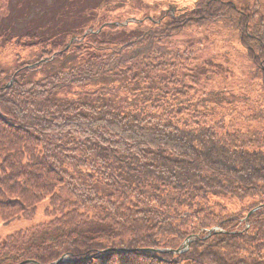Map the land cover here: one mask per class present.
I'll return each instance as SVG.
<instances>
[{
  "label": "trees",
  "instance_id": "1",
  "mask_svg": "<svg viewBox=\"0 0 264 264\" xmlns=\"http://www.w3.org/2000/svg\"><path fill=\"white\" fill-rule=\"evenodd\" d=\"M77 1L56 17L45 0H21L52 28L49 18L69 28L85 16ZM171 8L116 38L91 24L46 41L28 32L31 50L0 70V219L32 221L46 200L55 216L1 240L0 264H264V110L254 128L164 102L186 83L167 42L216 26L243 47L264 103V2ZM228 197L249 203L229 212L212 201ZM86 222L114 235L82 233Z\"/></svg>",
  "mask_w": 264,
  "mask_h": 264
},
{
  "label": "rangeland",
  "instance_id": "2",
  "mask_svg": "<svg viewBox=\"0 0 264 264\" xmlns=\"http://www.w3.org/2000/svg\"><path fill=\"white\" fill-rule=\"evenodd\" d=\"M195 1L197 0H111L110 4L105 3L103 8H94L93 6L98 4L97 0H78L73 10L76 12L81 10L85 16L69 28L72 31L81 28L82 24L84 27L91 24L95 25L94 32L101 29L98 34L105 33V36L116 38L120 35L118 33L130 34L146 30L152 25L147 22L138 26L135 24L136 21L125 24L128 20L142 19L147 13L157 16L163 10L175 13L171 6L190 8ZM231 1L236 2L239 7L248 5L253 7L255 4V0ZM45 4L43 7L45 11L51 10L53 16V11L56 10V17H59L63 0H45ZM23 5L21 0H0V70L4 69L7 60H12L16 54L25 57L24 55L31 50L25 45L28 42L30 44L32 40L36 42L35 38L41 37L46 41L50 37L53 39L55 33L66 34L69 31V28L61 27V21L64 19L49 18V21L55 20L53 28L47 22H43L44 25L37 24L33 19L44 14L42 9L25 13L22 10ZM115 22L121 24L118 26L119 29H109ZM216 28L220 27H190L167 42L170 52L182 55L180 60L173 59L174 61H170L169 64L177 66L173 71L179 77L186 76V83L185 86L176 85L182 90L178 97L174 98L175 94L170 91L171 93L165 95L164 102L167 99L169 103L183 108L198 103L213 120L224 118L226 124L236 122L242 127L251 124L258 128L262 120L253 122L249 117L255 116L261 108L264 110V103L258 101L262 99L263 91L258 81L250 80L251 63L245 58L243 47L228 33H218ZM38 29L43 32L42 35ZM28 32L30 35L37 34V37L29 39L25 36ZM196 81L198 83H195ZM186 99H190L191 102L185 103ZM212 201L229 212L238 211L249 203V200L241 202L230 197L213 198ZM52 209V205L46 200L38 206L36 218L32 221L18 220L4 225L0 219V241L22 229H31L38 224L49 225L55 219ZM80 214L82 215L81 212ZM80 231L95 238L105 239L108 234L114 235L111 228L87 222Z\"/></svg>",
  "mask_w": 264,
  "mask_h": 264
},
{
  "label": "water",
  "instance_id": "3",
  "mask_svg": "<svg viewBox=\"0 0 264 264\" xmlns=\"http://www.w3.org/2000/svg\"><path fill=\"white\" fill-rule=\"evenodd\" d=\"M35 65H37V64H35ZM29 262V261H28Z\"/></svg>",
  "mask_w": 264,
  "mask_h": 264
}]
</instances>
